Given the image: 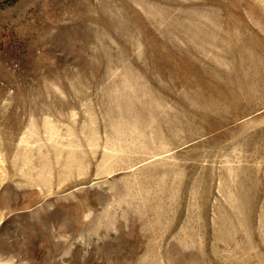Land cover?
Here are the masks:
<instances>
[{
	"label": "rangeland",
	"instance_id": "rangeland-1",
	"mask_svg": "<svg viewBox=\"0 0 264 264\" xmlns=\"http://www.w3.org/2000/svg\"><path fill=\"white\" fill-rule=\"evenodd\" d=\"M0 264H264V0H0Z\"/></svg>",
	"mask_w": 264,
	"mask_h": 264
}]
</instances>
